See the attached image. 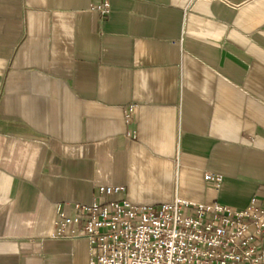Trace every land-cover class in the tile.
<instances>
[{
	"label": "crops",
	"instance_id": "crops-1",
	"mask_svg": "<svg viewBox=\"0 0 264 264\" xmlns=\"http://www.w3.org/2000/svg\"><path fill=\"white\" fill-rule=\"evenodd\" d=\"M96 3L0 0V264H90L54 230L101 185L264 199V0Z\"/></svg>",
	"mask_w": 264,
	"mask_h": 264
},
{
	"label": "built area",
	"instance_id": "built-area-1",
	"mask_svg": "<svg viewBox=\"0 0 264 264\" xmlns=\"http://www.w3.org/2000/svg\"><path fill=\"white\" fill-rule=\"evenodd\" d=\"M96 1L91 10L106 17L109 0ZM204 179L220 186V176ZM125 193L98 186L91 203H74L58 219L54 237L87 239L90 264H264V199L238 210L179 198L136 205Z\"/></svg>",
	"mask_w": 264,
	"mask_h": 264
}]
</instances>
